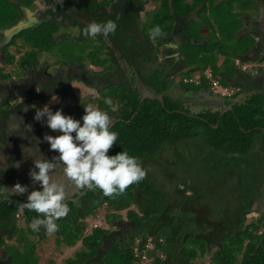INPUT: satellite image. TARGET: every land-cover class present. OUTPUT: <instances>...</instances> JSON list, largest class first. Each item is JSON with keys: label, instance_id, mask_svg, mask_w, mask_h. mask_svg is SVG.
<instances>
[{"label": "trees", "instance_id": "1", "mask_svg": "<svg viewBox=\"0 0 264 264\" xmlns=\"http://www.w3.org/2000/svg\"><path fill=\"white\" fill-rule=\"evenodd\" d=\"M128 1L136 2L137 12L147 5V0ZM152 1L158 4V7L146 13L147 22L145 23H148V27L144 31L146 38L157 45L162 43L164 35L173 31L175 18H178L180 23L190 20L189 18L194 12L198 10L200 12L201 21L197 19L188 21L185 36L189 42L183 46L181 51L184 63L190 67L184 77L192 78L197 73L202 77L199 84L183 83L186 89L209 88L210 80L205 74L209 69L213 78L223 86L240 87L239 84H232L230 78L234 76L239 65L248 60L249 54L254 51L257 43L253 34L248 32L242 34L241 32L246 26L243 17L254 18V12L244 10L234 12L235 4L244 5L242 0L221 2L218 0ZM35 3V0H0V29L16 25L26 16L24 7L35 10L37 8ZM101 4L104 7L114 4L112 6L116 9L119 7L120 0H104ZM245 7L249 11L253 9L252 4L243 6L242 9H246ZM92 8L94 9V6ZM157 25L161 27L163 36L152 39L149 33ZM62 27L57 21L46 20L37 26L22 30L6 46L1 47L0 45V62L3 64L0 67L1 79L14 81L18 71H20L19 78L26 77L28 67L39 62V55L44 52L55 55L56 63L80 60L83 63L90 61L104 70L115 68L109 58L99 57L98 48L101 46L94 41L93 43L92 40L81 43L72 38L70 34H63L62 39H58L57 34L62 30ZM3 40L4 35L0 34V44ZM13 45L18 46V52L22 48H27V51L18 57L10 50ZM91 48H93L92 52H88ZM94 48H96L95 52ZM220 54L224 56L223 67L220 64V58H218ZM263 56L261 59L254 60H264ZM14 65L18 68L17 70H12L11 67ZM156 89L162 92L165 86L156 87ZM243 92V89L236 90L233 95L234 99ZM258 93L252 94L246 101L230 104L233 109L224 114L221 110L208 111L209 113L205 115V113H192L189 108L181 106L179 101L174 100L171 96H164V101L159 98H147L141 103V96L137 89L128 93L125 88L113 84L106 90L100 91L99 98L97 97L92 103L93 108H99L110 114L114 112L112 110L114 106L121 107V114H117V118L113 119L114 125L110 129L118 133V140L109 149L108 154L115 155L120 151H126L129 155L137 157L145 171V177L138 183L130 185L123 194L113 197L104 196L101 190L94 189L89 190L82 197L84 202L82 206L72 199L66 200L70 211L65 217L56 221L58 228L55 232L58 234V243L68 247H75L80 242L83 244V248L76 253V256L68 258L66 264H149L150 260V264H166L160 253L164 251L169 254V244L174 241L179 243L176 240L180 241V239L170 236L163 237L156 233L155 229L163 228L166 223H169L168 212L172 210L177 218L185 215L189 227L196 231L194 232L196 234L186 233L181 242L184 256L190 259L191 264H201L194 260L204 257L207 252L212 251L213 247L217 248L212 257L214 264H264V233L258 232L262 225L259 219L243 228L245 219L238 216L237 219H241L237 222L239 227L235 222L236 230L227 233L225 228L230 226L229 219L226 221L213 220L211 215L214 213V209L210 203L200 204L199 207L194 205L197 200L202 202V194L187 195V189L180 190L181 196L179 197L183 198L184 202L180 203L179 199L176 204L172 199L168 200L169 196L162 185L159 186L157 181L156 185L152 181L156 179L150 176L153 173L146 168L149 162L162 161L160 164L165 163V160H162V155L166 149H171L174 154L181 157L188 155L183 153V150L190 151V155L198 154L197 150L204 141L208 143L207 149H225L236 155V162L238 161L236 164L239 163L240 158L260 154V150L264 152V103H261L264 97ZM106 98L112 100L111 107L104 103ZM12 101V99H8L4 103H0V109L10 108ZM217 124H219L218 127H216ZM199 135L205 140H200ZM188 141L196 143L191 146ZM186 146L189 147L186 148ZM233 157L235 158V156ZM163 166L161 165V167ZM254 191L256 190L254 189ZM246 194L245 191L243 195ZM243 195L240 196V199ZM196 198L197 200L194 201ZM142 200L160 201L163 204V201L167 200V204L163 208V211H166L165 215L162 216L158 213L160 216L153 214L155 215L153 217L150 210L144 208ZM252 201L246 202L245 206L252 207ZM24 203L13 200L0 201V221L16 218L17 222L19 212H23L27 222L33 220L35 222L39 218L38 214L25 208ZM133 205L138 206L140 210L151 217L141 216L136 210H133ZM101 209L106 211V219L111 224L117 222L113 219L121 221V213L128 210L129 220H133L137 228L150 231L154 247H149L150 238L145 234H139L132 228H130L133 230L131 234L125 238L120 237L118 231L124 228L122 221L115 231L101 225L93 227L92 231L88 233L90 228L88 217L91 214L98 215L97 211ZM242 213L246 212L242 211ZM179 220L181 222L175 221V224H172L175 227L176 224L185 225L183 219ZM38 232L39 230L35 231L31 226H28V229L20 228L13 233L12 238L16 240L13 244L16 247L15 251L12 250L13 245L11 248L5 240L3 241L2 247L7 245L3 250L4 256L10 257L11 264H41L36 241L32 238ZM104 248H106L105 251Z\"/></svg>", "mask_w": 264, "mask_h": 264}, {"label": "rangeland", "instance_id": "2", "mask_svg": "<svg viewBox=\"0 0 264 264\" xmlns=\"http://www.w3.org/2000/svg\"><path fill=\"white\" fill-rule=\"evenodd\" d=\"M35 1H36L35 3L36 7H37L35 10H41V9L46 8V4H47L46 0H35ZM134 4H135V10H136L138 6L136 3ZM146 4L147 5L144 8L145 9L144 12L141 13L143 15L141 19L143 20L142 26L144 29H147L148 27L147 26L148 23H145L147 22L146 17H145L146 13L158 7V4L154 3L152 0H147ZM86 5L88 4L81 5L83 10L85 9L84 6ZM90 6H96V5H90ZM102 6L104 7V5ZM126 9L127 11L130 10L129 8H126ZM90 10H93V9H90ZM125 16L129 17L127 15ZM110 17H112L115 23L120 22L119 19L117 21L114 19V15L112 13H110ZM126 17L125 19L128 20V18ZM195 17L197 19L199 18L197 16ZM103 22L104 21H100L99 23H103ZM70 23H71L70 21L64 22L65 28L61 30V32H63L64 30V33H60V35L58 36V39H61V37H63V34L71 35V34L76 33L75 29L77 27L79 28V26L77 25V27L76 26L72 27ZM261 24L264 27V22H262ZM88 25H89L88 23L84 24V22H82L83 29H85ZM176 26H177V22L174 23V27ZM256 31L260 32L259 26L256 27ZM79 32L83 33L81 29H79ZM117 34L118 32L116 30L115 35L117 36ZM180 38H181V35H180ZM117 39L119 40V43L122 44L121 40L123 38L118 37ZM130 39L133 40V38H130ZM20 43L21 41L19 40V44ZM17 49H18L17 45H13L10 47V50L14 54H16L18 57H20L22 54H24L27 51V48L20 49L19 50L20 52H18ZM170 54H173V53L170 52ZM221 55L222 54H220L219 56ZM260 55H261V51H258L254 56L262 57ZM39 59H40L41 64H44V62L49 63L50 65L56 64L55 62L56 56L48 52L41 53L39 55ZM2 65L3 64L0 62V67H2ZM242 65H244V63L241 64V67ZM249 66L252 72L254 73H257V71H260L261 70L260 68L262 67H263L262 69H264V64L261 63L260 61L250 60ZM176 67H174L173 69H176ZM11 68L12 70L18 69L16 65L12 66ZM19 72L20 71H18V73ZM18 73L15 74L14 79L16 80H20ZM207 74H209V71L207 72ZM195 81L196 82L199 81V76L195 77ZM156 82L158 83V85H162L160 84V79H156ZM257 84H260V82H256L250 85L253 87H257ZM131 86L132 88H136V89L139 88L138 90H139L140 96L141 95L143 96L144 93L146 92L148 93L149 87L147 88V86L139 87L138 84H133V83ZM245 86L248 87V84L245 83ZM27 88L29 90L30 89L32 90L33 86L30 85L29 82H27ZM76 88L81 95H85V94H88L89 92L94 91V89L88 88L86 85H83V87H81V85H79L78 82H73V91L76 92ZM209 88L210 90L218 89V90L225 91V89H222L220 87L214 86V88H212V84L209 86ZM106 89L107 87L105 88V90ZM256 91L261 92L258 94H262V96L264 97V89H257L253 91V88H252L250 89V91L241 93V95H239V97L235 99L232 95L231 96V98H233L232 103L246 101V99L250 98L252 96V93ZM21 92L22 90L19 89L18 93H21ZM185 92L186 91L183 92V90H181L180 83L174 84L171 87V89L167 90V93L174 100L180 101L182 105L186 104V107H188L192 113L198 114L202 112L205 108H203V106L199 104H197L196 106V104L194 103L195 100L193 98L188 99V97H185ZM227 92L231 94H235L236 90L230 89V90H227ZM94 93L98 95L97 90ZM260 98L262 97L260 96ZM84 99L88 101L87 96H85ZM57 102H59V98L58 96H54L50 100L49 104L50 103L53 104ZM82 103H83L82 99L81 101H77L76 99L75 102L72 103L75 105V108H73V110H77L81 108ZM261 103H264V99L261 101ZM112 110H114V112L110 113L109 115L112 119H114L116 115L119 114L121 107L114 106ZM73 118L77 120L82 119V117H79V116H75ZM35 131H39V132H35ZM59 134H60L59 132H54L48 127L41 128V127H38L37 124L35 125V127H31V125H28L26 129L20 132L19 139H17L16 141H13L12 144L11 143L4 144L3 142H0V180L8 184L10 187H14L17 183L23 186H26L27 192L29 193L34 190H42L41 186L38 183H33L30 177V170L34 169L35 167L34 159H46L51 162H55L54 157H57L59 153L50 150V145L47 141L44 140V137L46 135L56 136ZM198 138L200 140H205V138H203L201 135H199ZM194 143L196 142L194 141L189 142L191 146L194 145ZM207 146H208V143L205 141L202 142L200 147L199 145H197V147H199V150H197L198 154H195V155H190V151L183 150V153L188 154L186 155V157L177 156L176 154L173 153L174 151H171V149L170 150L166 149L164 152L165 154L163 153L162 155L163 157L162 160H165V163L160 164L162 161H158L157 163L153 161V162H149L146 167L149 172L153 173V175H150V176L153 179L154 178L156 179L152 181H154V183L157 181V184L159 186L162 185L165 188L167 195L169 196L168 200L172 199V201H175L176 204L178 200L180 199L179 196H181L180 190L187 189V192H186L187 195L192 194V193L194 194L198 193L199 195L202 194L203 195L202 202L200 200H197L196 198L194 199V201L197 200V202H195L194 205L199 207L200 204L210 203V205L214 209V213L211 215L213 220L215 221L225 220L226 221L229 219L230 226L225 228V231L227 233H230L231 230L232 231L236 230V225L238 227V223H237L238 220L241 221V219H237V218L243 217L245 219L246 213L243 214L242 211H239L238 209L242 208L243 205H246V203L244 202L246 200L244 199V197L240 199V196L243 195L245 191L246 193H248L251 190V188L253 190L255 189L256 197L253 199L252 204L256 202L257 206L259 207V210L255 211V209H253L252 210L253 212H251L249 216L256 215L259 219V222L262 223V228H259L258 232L260 233L261 231H264L263 229L264 228V152L262 151V153L259 155L252 154L250 156H246L245 158H241L239 163L236 164L238 162V161L236 162V155H233L232 153L227 152L225 149H217V150L214 148L207 149L206 148ZM188 147L189 146H186V148ZM199 155H201L202 157L201 158L198 157ZM233 156H235V158ZM197 157H198V160L196 161ZM161 165H164V166L161 167ZM236 165H238L237 169H236ZM236 172L238 173L237 175H236ZM50 176L54 182H57L64 187L65 196H69L70 193H73L75 191L76 186L74 182L70 181L64 175L63 169L58 163H57L55 171L50 173ZM72 185H74L75 187H73ZM190 196L193 197V195H190ZM142 201H143L144 208L149 209L150 214L153 217H155V215L153 214H156V215L160 214L162 216L165 215L164 213H166V211H163V208L167 204L166 203L167 200L163 201L164 204L160 201L156 202L154 200L153 201L142 200ZM179 202L180 203L184 202L183 198H181ZM237 204H239V206H237ZM132 208L133 210H136V212H138L141 216L146 215L147 218L151 217V216H148L147 213L140 210L138 206L136 205H133ZM237 211L239 212L237 213ZM97 212H98V215L94 216L91 214V216L88 217V220L90 222V228H89L88 233L92 231L93 227L101 226V225H104L106 228H109L115 231L118 224H122V222H124L123 223L124 228L121 231H118L119 232L118 234L120 235V237L125 238V236L133 232L132 229H135L136 232L144 235V229L143 228L140 229L139 227L137 228L136 226L133 225L135 224L133 220H129L128 210H125L121 213L122 222L118 219L117 220L113 219V221H117V222H113L114 224H111L110 222L108 223L106 219V211L104 209H101L100 211L98 210ZM19 214L20 215H18V218L20 220L19 221L20 223H19L18 229L20 228L28 229V226H32L34 224V220L31 222L26 221L25 216L23 215V212H19ZM159 216L157 217L159 218ZM168 217H169L168 221L170 224L166 223L163 228H156L155 232L160 234L161 236L163 235V237H166L167 233H169L170 237H173L175 239L176 238L180 239V241L176 240L179 243H176L174 241L171 244H169L168 251L172 250V251L178 252L181 255L182 259H184V263H185L186 259L183 256L184 255L183 248H182L183 244L181 242L184 239L186 233L191 232L193 234H196L194 233L196 231L192 230V228L189 227V225L187 224L188 219L185 215H182L179 218H177V215L173 213V210H172L171 212H168ZM179 219L181 220L183 219L182 221L185 222V225L176 224V227H175V225L173 224H175V221H180ZM235 222H236V225H235ZM22 231H25V230H22ZM4 237H6V235ZM57 237H58L57 232L47 233L43 227L39 229V232L37 234L32 236V238L36 241L37 252L40 256L41 264H66L68 258L76 256V253L83 248L82 242L78 243V245L75 247H68V246H65L64 244H59ZM14 241L16 242L15 239L13 240V242ZM13 244L15 243L8 241V246H10L11 248ZM6 246L2 247V244H1L0 249L4 250ZM149 247L150 248L154 247V244L151 238L149 240ZM15 248L16 247L13 245L12 250L15 251L16 250ZM216 249L217 248L214 247L212 251L207 252V254L204 257H198L197 259L194 260V262H198L201 264H214L211 258L213 257L214 252H216ZM105 250L106 248H104V251ZM160 254L164 260L165 255H162L163 252ZM24 257L26 258V256H23V258ZM168 259L169 258L167 254L166 259H165L166 264H167ZM175 262H177V259H175ZM175 262L172 261L169 264H176ZM148 263L150 264L151 260L148 261ZM0 264H8V261L2 262ZM180 264H183V263L180 262Z\"/></svg>", "mask_w": 264, "mask_h": 264}, {"label": "flooded vegetation", "instance_id": "3", "mask_svg": "<svg viewBox=\"0 0 264 264\" xmlns=\"http://www.w3.org/2000/svg\"><path fill=\"white\" fill-rule=\"evenodd\" d=\"M46 2L45 9L35 10V15L32 18L33 26H37L46 20L59 22L63 26L62 29L65 28L64 22L70 21L72 27H77L78 25L79 28L77 27L75 29L76 33L71 34V37L81 43L92 40V43L94 41L96 44L100 45L101 48H98L99 57L109 58L115 68L104 70V68H98L90 61H85L83 63L80 60L69 63L60 61L54 65H50L46 62L41 64L39 59V62H35L32 67H28V75L24 78H19L20 80L15 79L13 81L7 79L2 81L0 77V103H4L8 99L13 100L10 108L0 109V142H3L4 144H12L13 141L19 139L20 132L26 129L28 125L35 127L37 124V126L41 128L47 127L44 121H37L34 119L36 110L43 108L45 105H47L53 112L56 110H62L65 115L82 117L85 114V104L92 107L93 101L97 97L99 98L100 91L113 84L125 88L128 93L136 89L132 88V83L138 84L139 87H149L150 89L148 88V93L146 92L143 96L141 95V98L144 96H150L151 98H159L161 101H164V96H170L167 93V90L171 89L174 85L172 81L178 80V77L181 75L178 73L176 76V69H173L177 66L175 60L170 64L166 59L174 56V54H170V52L167 53V57L164 60H160L157 57L158 52L156 51V53L155 50H153L152 43L142 35V19L135 14H130L126 9L129 8L130 11H135L134 3L136 2L120 0L119 7L116 9H114L112 5L107 7H103L102 4L98 5L95 0H46ZM82 4H88L84 6V10L82 9ZM90 5L96 6H94L93 9V6ZM110 13L114 15L116 21L119 19V23L122 25L117 27V32L119 31L117 36L115 34H110L107 37L101 35L96 39H92L86 38L82 32H79V29L84 31L82 22H84V24H90L93 22L99 23L100 21H113L112 17H110ZM125 15L129 17H126ZM125 17L130 18L131 21H133L132 24H129L128 21L125 23ZM60 33H64V30L63 32L60 31L57 36H59ZM176 34L177 32H174L172 37ZM118 37L123 38L121 40L122 44L119 43V40L117 39ZM130 38H133V40ZM158 47L159 51L162 50L161 55L162 53H165L163 52L164 50L168 49L167 47L164 48L163 43L158 45ZM92 49L93 48L88 52H92ZM95 51L96 48H94V52ZM168 51L172 50L169 48ZM146 59L149 61H145ZM147 65H150V69L147 68ZM156 79H160V84L162 85H158ZM27 82L33 86L32 90L27 88ZM73 82H78L81 87L86 85L88 88L94 89V91L81 95L77 88L76 92L73 91ZM256 82H260V84L257 85V87L249 85V90L252 88L253 91L264 89V76L256 78L251 84ZM180 85H182L181 82ZM163 86H165V89H163L162 92H159L156 89V87L160 88ZM181 88H183V86H181ZM19 89L22 90L21 93H18ZM96 90L98 91V95L94 93ZM258 92L259 91H256L252 94ZM54 96H58L59 102L49 104ZM85 96L88 97V101L84 99ZM185 97H188V99L193 98L196 106L197 104L202 105L205 109L200 113H205V115L209 113L208 111L216 112L221 110L222 114H224L231 110L232 106L230 104H233V98L218 96L214 94L212 90L207 88L188 89L185 92ZM74 99H77V101H81L82 99L83 103L81 108L73 110V108H75V105L72 104L75 102ZM179 103L181 102L179 101ZM180 105L186 107V104L182 105L181 103ZM119 114H121V112ZM218 126L219 124L216 125V127ZM72 186L75 187L74 185ZM3 187H6L4 191L10 196L7 199L0 198V201H12L13 199H16L17 201H13L21 203L27 202V191L20 195L13 194V190L11 189L13 187H10L8 184L0 180V188ZM85 190L86 189L75 187V191L70 193L69 196H66V200L72 199L74 202L79 203L82 206L84 204L82 197L87 194L83 193ZM243 197L246 200L244 201L245 203L251 202L252 199L256 197V193L252 189ZM237 206H239V204H237ZM254 206L255 204H253L252 207L243 205L242 208L239 209V211L246 212L243 228L250 226L254 221L258 220L256 215L249 216V214L253 212L252 210ZM15 219H9L8 221L3 220L8 224L5 225L4 223L3 225H0V237L5 238V233H7L6 237L12 236L11 233L14 230L13 226L16 222ZM263 233L264 231L260 232V234ZM144 234L148 238L152 236L148 229L144 230ZM167 236H169V233H167ZM163 255H165L166 259L167 253L164 252ZM168 258L167 264L172 261L175 262V259H177V262H175L176 264H180V262L183 264H191L190 259L184 256L186 259L184 263V259H182L181 255L172 250L169 251Z\"/></svg>", "mask_w": 264, "mask_h": 264}, {"label": "clouds", "instance_id": "4", "mask_svg": "<svg viewBox=\"0 0 264 264\" xmlns=\"http://www.w3.org/2000/svg\"><path fill=\"white\" fill-rule=\"evenodd\" d=\"M103 1L95 0L98 5ZM117 27L118 25L112 20L103 23L93 22L84 29L83 35L92 39L101 35L107 37L110 34H115ZM149 36L152 39L163 36L161 27L154 26ZM154 44L152 43L153 50L156 52L159 47L156 43ZM208 71L209 74H207ZM208 71L205 73L210 80L208 84H212V88H214V82L219 81L213 78L210 69ZM198 76L199 81L196 82L195 77ZM201 77L200 74H196L192 78L183 77L182 86L184 87L183 83L199 84ZM219 84L222 89H241L240 87H225L220 82ZM217 90L212 92L218 96L231 98L234 95H222L220 93L222 90ZM104 103L111 107L112 100L106 98ZM34 119L44 121L48 128L60 134L44 137V140L50 145V150L59 153L57 157H54L55 162L34 159L35 167L30 170L33 183H38L42 188V190L30 192L27 202L24 203L25 208L38 214L39 218L31 226L33 230L38 231L43 227L47 233H54L58 228L56 221L65 217L70 211L66 203L64 187L54 182L50 176V173L55 171L57 163L62 167L64 175L74 182L77 188L99 189L107 197L123 194L130 185L144 179L145 171L137 157L129 155L126 151H120L115 155L108 154L109 149L118 140V133L110 130L114 121L108 112L85 104V114L82 116L81 122L70 115H65L62 110L53 112L45 105L36 110ZM4 189L6 187L0 188V198L7 199L10 195ZM11 189L16 195L27 191V187L19 183Z\"/></svg>", "mask_w": 264, "mask_h": 264}, {"label": "crops", "instance_id": "5", "mask_svg": "<svg viewBox=\"0 0 264 264\" xmlns=\"http://www.w3.org/2000/svg\"><path fill=\"white\" fill-rule=\"evenodd\" d=\"M221 1H225V0H218V2H221ZM242 1H243L244 5L241 3H239L237 5L235 4L234 12H237V11L239 12V11H243V10L248 11V12L253 11L254 12V18H249L246 16L243 17V20H244L246 26L242 29L241 32H242V34L247 33V32L253 34V36H255L257 39V43H256V47L254 48V51L251 54H249L248 60L244 63V65H242V67H241V65H239L236 72L234 73V76L230 78V81L232 84H239L240 88L244 90L243 93H245L247 91H250L249 85L251 84V82L253 80H255L256 78H258L260 76L261 77L264 76V69H261L260 71H257V73H254V72H252V70L250 69V66H249L250 60L255 61L254 59H257V58L261 59L262 58V57L254 56L258 51H261V54L264 55V52H263V50H264V48H263L264 47V31H262V30H264V27L261 24L262 22H264V0H242ZM250 3L252 4V8H253V9H251V11H249L246 7H245L246 9H242L243 6H247ZM144 10L145 9H142L140 12H137L136 10L132 12L129 10V13L131 12L130 14H132V15L135 14L136 16L142 18L143 15L141 13L144 12ZM199 13H200L199 10L194 12L189 19L190 20L191 19H197L195 17V16H197V17H199L197 20L201 21L202 19L200 18ZM190 20H186V21L179 23L178 18H175V21L177 22V26L174 27L173 31L170 34L164 35L162 37L163 38L162 43L164 45V48L165 47H167L168 49L170 48L172 51H168V49L164 50L163 52H165V53H162V55H161L162 50L157 51L158 52L157 57L160 60H164L167 57V53H169V52H172L174 54V56H172L170 58H166L168 63L170 62V64L172 63L173 60H175V63L177 64L175 72H178L179 74H181L180 77H178V80L172 81L173 84H177V83L182 82V78L184 77V74L186 72H188V70L190 68L187 64L184 63V60H183L184 56L182 55V51H181L183 46L189 42V40L185 36V30L187 28L188 21H190ZM127 21L129 24H132V22H133V21H131L130 18H128V20H126L125 23H127ZM142 22H143V20H142ZM116 24L119 25L118 27H120V25H121V23H116ZM257 26H259L260 32L256 31ZM144 30L145 29L142 26V30H141L143 33L142 35L144 37H146V32ZM174 32H177V34L174 37H172V34ZM180 35H181V38H180ZM263 55H260V56H263ZM219 58H220V62H221L220 64L223 67L222 63L224 60V56L221 55V57H219ZM263 59H264V56H263ZM153 60H154V58H153ZM145 61L148 62L149 60L146 59ZM259 61H261V63L264 64V60H259ZM147 68L150 69V65H147ZM176 76H177V73H176ZM245 83L248 84V87L245 86ZM257 85H259V84H257ZM182 89H184L183 91L188 90L184 87L181 88V90ZM261 153H262V151L260 150V154ZM256 155H259V154H256ZM26 193H28V195L30 194L29 192H26ZM253 204H255L253 209H255V211L259 210L257 203L254 202ZM19 221L20 220L18 219L17 222H15V224L13 226L14 230L11 234L17 232L16 230L19 228L18 227L19 223H20ZM4 223H5V225L8 224L7 222L0 221V225H3ZM0 234H1V232H0ZM5 234L7 235V233H5ZM11 238H12V236H7L5 238L0 237V245L3 244L4 240L6 241V243H8V241L14 243L13 242L14 239L13 238L11 239ZM4 255L5 254H4L3 249H0V263L8 261V264H11L10 257L6 258Z\"/></svg>", "mask_w": 264, "mask_h": 264}, {"label": "water", "instance_id": "6", "mask_svg": "<svg viewBox=\"0 0 264 264\" xmlns=\"http://www.w3.org/2000/svg\"><path fill=\"white\" fill-rule=\"evenodd\" d=\"M24 8L26 12L25 18L21 19L16 25L10 28L0 29V34L4 35V40L1 43V47H4L8 43H10L13 40L14 36L20 33L22 30L33 26L32 18L35 15V11H33L31 8L28 7H24ZM146 97H150V96H144L142 98V102L145 100ZM87 191L88 189H86L83 193L85 194L87 193ZM13 200L17 201L16 199Z\"/></svg>", "mask_w": 264, "mask_h": 264}, {"label": "built area", "instance_id": "7", "mask_svg": "<svg viewBox=\"0 0 264 264\" xmlns=\"http://www.w3.org/2000/svg\"><path fill=\"white\" fill-rule=\"evenodd\" d=\"M214 85L216 87H219L220 84H219V82H214ZM217 91H219V90H217ZM220 93H222V95H231V93L227 92V89H225V91L222 90V92H220Z\"/></svg>", "mask_w": 264, "mask_h": 264}]
</instances>
